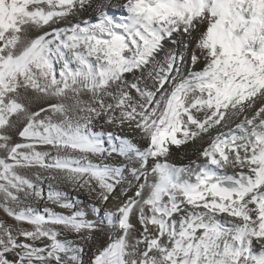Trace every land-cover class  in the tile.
<instances>
[{"label":"snow or ice","instance_id":"6c2138e0","mask_svg":"<svg viewBox=\"0 0 264 264\" xmlns=\"http://www.w3.org/2000/svg\"><path fill=\"white\" fill-rule=\"evenodd\" d=\"M0 210V264H264V0H0Z\"/></svg>","mask_w":264,"mask_h":264},{"label":"bare ground","instance_id":"6f19581e","mask_svg":"<svg viewBox=\"0 0 264 264\" xmlns=\"http://www.w3.org/2000/svg\"><path fill=\"white\" fill-rule=\"evenodd\" d=\"M113 11L116 12L117 16L119 15L118 10L114 9ZM87 21V22H92V14H88V15H84V16H77L75 18V22H79V21ZM59 26H64V25H59ZM93 130L94 131H112V126L104 124L103 122L100 123H94L93 125ZM139 139V138H137ZM143 143V142H141ZM188 157H191L192 159H195V148L194 147H187V152H177L175 159V162L177 164H187L188 163ZM94 162H99L98 158L92 157ZM22 174H27V175H31L30 173L27 172V170H21ZM59 190H62L64 192H66L69 196V198L73 201H75V203L78 205L79 209L85 212H88L90 214V218H97L98 217V213L93 212L92 206L93 204L96 203V201H93L90 197H88L86 194L78 192V191H74L69 185L67 184H60L58 185ZM37 206L42 208L43 207V202H37ZM49 207L54 208V210L58 211V212H62L64 214H68L69 210H65V209H60L58 206L56 205H48ZM114 207V203L113 202H109V204L107 205V208L105 209V211H107V209H111ZM0 219H7L9 223H12L10 218H7L5 216V214L2 212V210H0ZM104 239H107V237H103ZM89 255H91V253H89ZM85 260H87V257H85Z\"/></svg>","mask_w":264,"mask_h":264},{"label":"rangeland","instance_id":"374dc122","mask_svg":"<svg viewBox=\"0 0 264 264\" xmlns=\"http://www.w3.org/2000/svg\"><path fill=\"white\" fill-rule=\"evenodd\" d=\"M57 67H59V66L57 65Z\"/></svg>","mask_w":264,"mask_h":264}]
</instances>
